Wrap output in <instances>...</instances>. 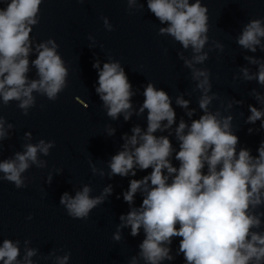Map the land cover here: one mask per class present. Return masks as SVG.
Wrapping results in <instances>:
<instances>
[{
    "label": "clouds",
    "instance_id": "1",
    "mask_svg": "<svg viewBox=\"0 0 264 264\" xmlns=\"http://www.w3.org/2000/svg\"><path fill=\"white\" fill-rule=\"evenodd\" d=\"M43 2L0 0V106L18 102L17 107L25 116L36 105L34 92L54 102L68 87L69 68L58 52L56 40L49 38L33 47L31 33L40 22ZM128 3L132 6L136 0H128ZM146 6L162 25L158 35L170 36L184 50L191 47V59L185 58L183 53H179V58L191 69L192 79L197 82L202 114L190 124L183 118L177 124L169 93L151 81L146 84L142 105L135 112L137 116L146 112V128L136 125L131 135L124 134L122 150L114 154L108 164L110 178L133 177L121 194L131 207L120 215L121 224L113 239H122V228H130L132 237L140 236L143 231L138 256H133L130 264H138L139 260L144 264H165L179 256L183 257V264H264V139L255 155L250 148H238L240 138L233 131V116L222 115L219 109L210 110L213 100L218 99L216 93L209 94L212 89L210 71L194 66L209 59L208 52L204 51L209 43V9L202 0L191 3L190 0H146ZM143 7L140 5L141 9ZM262 21L264 18H256L244 25L236 40L241 48L255 53L259 46L264 51ZM104 22L112 31L106 18ZM213 43L223 50V45ZM33 51L36 55L30 60ZM245 59L257 65L258 70L251 74L248 68H241L243 79L256 80L264 87V62L253 56H245ZM30 65L36 70V79L29 76ZM92 67L98 76L95 92L106 115L117 120L122 114L124 120L129 121L136 93L121 62L109 58L101 67L97 59ZM253 95L261 107L250 104V115L245 123L260 121V130H264V94L253 90ZM79 102L88 107L83 100ZM175 104L188 109L190 101L178 96ZM227 107L231 108L232 103ZM194 114L195 109L187 113L189 117ZM5 123V117L0 115V141L8 138ZM174 125L173 133L170 130ZM12 127L8 124L9 129ZM253 131L248 129L249 134ZM107 132L112 136L115 129L109 127ZM173 135L177 147H174ZM25 138L31 140V132H26ZM54 146V141L43 139L35 144H24L23 152H16L12 158L0 162V172L4 174L0 180L13 183L17 189L26 187L22 173L31 165L45 167L46 162L38 159V153L48 156ZM90 167L94 175H105L91 162ZM138 171L146 174L134 178ZM48 182H51L50 176ZM91 192L92 188L86 184L75 196L64 192L59 203L71 218L86 220L92 210L113 193V187L108 185L94 197ZM138 192L142 201L135 207ZM174 238L178 241L175 255ZM23 243L26 246L30 240ZM36 255L37 249L29 247L23 249L22 255L20 240L5 238L0 244V264H34L32 257ZM70 255L57 257L58 264H68Z\"/></svg>",
    "mask_w": 264,
    "mask_h": 264
}]
</instances>
